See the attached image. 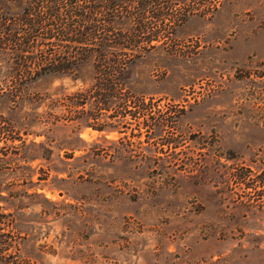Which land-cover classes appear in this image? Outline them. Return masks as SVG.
Masks as SVG:
<instances>
[{"label":"rangeland","instance_id":"1","mask_svg":"<svg viewBox=\"0 0 264 264\" xmlns=\"http://www.w3.org/2000/svg\"><path fill=\"white\" fill-rule=\"evenodd\" d=\"M140 3L148 25L139 57L122 50L120 103L91 96L108 92L91 84L104 77L101 20L100 71L86 61L19 83L0 47V211L12 218L0 231L17 240L0 254L18 264H264V0L118 6ZM21 7L10 1L0 17ZM165 9L172 21L150 17Z\"/></svg>","mask_w":264,"mask_h":264},{"label":"trees","instance_id":"2","mask_svg":"<svg viewBox=\"0 0 264 264\" xmlns=\"http://www.w3.org/2000/svg\"><path fill=\"white\" fill-rule=\"evenodd\" d=\"M10 1L18 2L22 7L16 16L0 17V47L3 53L12 58L19 83L47 73L75 74L86 61L90 62L95 72L98 67L94 60V38L98 26L96 22L101 20L104 33L99 54L104 77L92 79L91 84L96 83V87L108 92L103 95L100 91L99 95L91 96L113 103L128 98L115 91L130 58L125 57L122 50L130 45L134 50L131 59L141 55L142 40L145 38L143 30L148 25L145 5L140 3V7L129 10L126 6H118L126 0H0V8H8ZM100 10L103 14L99 17L97 14ZM150 17L167 22L174 19L166 9ZM147 38L150 40L153 36ZM7 44H11L10 47ZM108 48L111 49V57H106L103 52ZM80 98L84 99L85 96ZM19 156L25 155L20 153ZM5 218L12 226L11 215L0 211V228ZM1 235L0 231V252L5 248L17 249L14 237L2 238ZM15 257L12 251L7 255L0 254V264H18Z\"/></svg>","mask_w":264,"mask_h":264}]
</instances>
